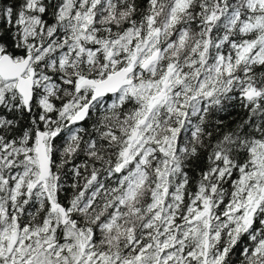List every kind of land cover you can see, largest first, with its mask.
Here are the masks:
<instances>
[{
  "label": "snow or ice",
  "instance_id": "obj_1",
  "mask_svg": "<svg viewBox=\"0 0 264 264\" xmlns=\"http://www.w3.org/2000/svg\"><path fill=\"white\" fill-rule=\"evenodd\" d=\"M0 264H264V0H0Z\"/></svg>",
  "mask_w": 264,
  "mask_h": 264
}]
</instances>
